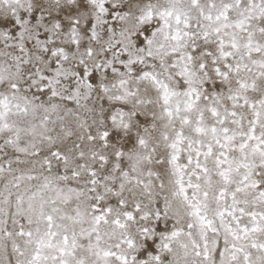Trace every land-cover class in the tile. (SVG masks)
<instances>
[{
  "label": "snow or ice",
  "instance_id": "obj_1",
  "mask_svg": "<svg viewBox=\"0 0 264 264\" xmlns=\"http://www.w3.org/2000/svg\"><path fill=\"white\" fill-rule=\"evenodd\" d=\"M0 264H264V0H0Z\"/></svg>",
  "mask_w": 264,
  "mask_h": 264
}]
</instances>
